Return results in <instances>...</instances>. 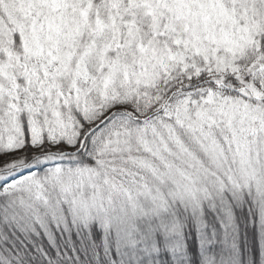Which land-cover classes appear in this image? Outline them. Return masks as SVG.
<instances>
[{"label": "snow or ice", "instance_id": "snow-or-ice-1", "mask_svg": "<svg viewBox=\"0 0 264 264\" xmlns=\"http://www.w3.org/2000/svg\"><path fill=\"white\" fill-rule=\"evenodd\" d=\"M0 264H264V0H0Z\"/></svg>", "mask_w": 264, "mask_h": 264}]
</instances>
